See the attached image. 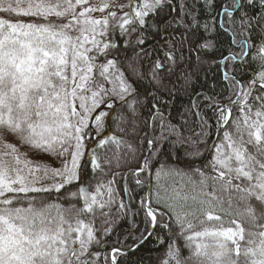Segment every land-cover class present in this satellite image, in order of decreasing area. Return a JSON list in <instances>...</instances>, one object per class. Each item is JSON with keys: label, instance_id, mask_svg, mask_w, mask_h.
Segmentation results:
<instances>
[{"label": "snow or ice", "instance_id": "1", "mask_svg": "<svg viewBox=\"0 0 264 264\" xmlns=\"http://www.w3.org/2000/svg\"><path fill=\"white\" fill-rule=\"evenodd\" d=\"M261 8L264 0H0V264H117L126 254L122 247L107 253L101 249L130 205L116 198L114 179L96 186L79 184L81 133L89 119L101 126L107 113L89 117L77 107L91 113L105 104L106 95L123 99L133 91L112 50L158 14L167 12L177 25L173 31L184 37L199 26L201 13L212 9L217 27L221 17L233 25L238 18V34L246 36L256 19L249 9ZM258 24L264 26V16ZM137 42L143 45L144 40ZM247 42L246 36L241 47ZM231 79L229 99L238 114L219 106L223 132L205 166L208 171L193 167L199 179L189 177L190 188L171 186L163 210L152 207L151 200L140 201L152 229H168L164 221L174 217L178 235L190 249L184 257L173 241L161 264H264V74L246 87ZM106 82H118L119 90L107 89ZM5 133L59 156L62 166L31 160L3 139ZM154 143L148 141L149 149ZM93 166L102 171L99 157ZM148 167L145 159L135 175L147 173ZM161 168L173 174L166 165ZM174 174L188 175L180 170ZM73 184L76 191L67 190ZM53 193L75 203L65 207L48 199ZM152 235H142L132 250Z\"/></svg>", "mask_w": 264, "mask_h": 264}, {"label": "trees", "instance_id": "2", "mask_svg": "<svg viewBox=\"0 0 264 264\" xmlns=\"http://www.w3.org/2000/svg\"><path fill=\"white\" fill-rule=\"evenodd\" d=\"M249 10L255 11L256 19L246 34L248 42L244 48L241 44L246 36L238 34L239 19L233 25L231 20L225 23L221 17L217 27L214 10L209 9L201 13L199 26L184 37L173 31L177 25L167 12H163L151 18L150 25L133 32L118 49L112 50L117 67L133 91L125 94L123 99L116 97L101 126L87 127L82 132L89 137L85 138L89 146L82 149L79 184L96 186L98 181L107 183L114 179L116 198L123 197L130 205L127 215L120 214L112 234L105 237L106 246L101 249L104 253L114 247L127 251L119 257L117 264H161L168 245L173 241L182 256L189 255L190 249L178 235L180 229L174 217L164 221L169 224L168 229L158 225L153 230L154 235L132 250L142 235L151 229L140 201L147 200L150 189L152 207L163 210L164 203L170 202L168 190L171 186L190 188L189 177L199 179L193 174V167L208 171L205 166L221 139L219 133L223 132L218 127L219 106L231 107L234 117L238 114L229 99L234 91L231 78L246 87L264 74V51H261L264 48V26L258 24L260 17L264 16V8ZM205 26L211 30H206ZM139 39L144 40L143 45L137 42ZM113 42L120 44L114 37ZM202 44H211L212 47H201ZM169 54H175L176 59L169 60ZM157 63L163 68H157ZM3 139L19 147L33 161L56 168L54 161L64 162L59 156L22 144L11 134L5 133ZM104 140L109 143L100 147ZM149 140L155 141L151 149ZM197 151L200 154L193 155ZM94 157H99L102 171L94 169ZM145 159L149 161L148 172L135 175ZM162 165L171 169L173 174L165 173ZM176 170L188 175H175ZM137 180L141 183L137 184ZM76 188L77 185L73 184L67 190L76 191ZM48 199L65 207L75 203L66 200L61 193H53ZM157 199L160 204L156 203Z\"/></svg>", "mask_w": 264, "mask_h": 264}, {"label": "rangeland", "instance_id": "3", "mask_svg": "<svg viewBox=\"0 0 264 264\" xmlns=\"http://www.w3.org/2000/svg\"><path fill=\"white\" fill-rule=\"evenodd\" d=\"M94 16H101V15H103V14H101V13H94L93 14ZM111 79V78H110ZM105 87L107 88V89H112V88H117V90H119L118 89V82H116V83H109V85L107 86V84H105ZM116 97H117V95L115 94V93H112V94H110V95H106L105 96V104H113L115 101H116ZM105 104H101V106L99 107V108H97L95 111H93V112H91V113H85L84 112V110L83 109H80L79 108V106L77 107V110L78 111H80V112H82V114H84V115H87V116H89V117H94L98 112H106L107 113V109H108V107H106L105 106ZM105 117V116H104ZM104 119V118H103ZM75 121V117H73V122ZM87 127H96V125L92 122V120L91 119H89L88 121H87ZM86 127V128H87ZM85 128V129H86ZM84 129V130H85ZM81 135H82V133H81ZM85 136V135H84ZM89 138L88 136H85V138ZM85 140V139H84ZM84 140H83V145H84V148H87L89 145H88V143H86V140H85V143H84ZM53 160H55L54 158H52ZM57 159V158H56ZM63 164V163H62ZM62 164H61V161H54L53 162V165L54 166H57V168H59V167H61L62 166Z\"/></svg>", "mask_w": 264, "mask_h": 264}, {"label": "water", "instance_id": "4", "mask_svg": "<svg viewBox=\"0 0 264 264\" xmlns=\"http://www.w3.org/2000/svg\"><path fill=\"white\" fill-rule=\"evenodd\" d=\"M149 196H150V192H149V195H148V200H149ZM153 230H154V229H152V228L150 229V231H152V232H153ZM149 237H150V236H149ZM149 237H148V238H149ZM125 252H127V251H125Z\"/></svg>", "mask_w": 264, "mask_h": 264}]
</instances>
